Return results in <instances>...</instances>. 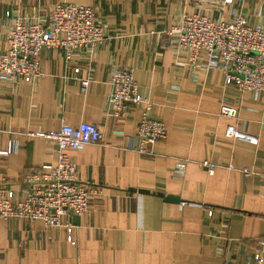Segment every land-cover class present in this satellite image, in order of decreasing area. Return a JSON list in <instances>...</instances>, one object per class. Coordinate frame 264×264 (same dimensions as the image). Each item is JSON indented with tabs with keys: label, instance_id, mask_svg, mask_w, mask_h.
Listing matches in <instances>:
<instances>
[{
	"label": "crops",
	"instance_id": "1",
	"mask_svg": "<svg viewBox=\"0 0 264 264\" xmlns=\"http://www.w3.org/2000/svg\"><path fill=\"white\" fill-rule=\"evenodd\" d=\"M59 1L93 6L106 38L69 61L60 49L43 50L38 82L0 81V149L8 151L0 154V185L25 199L26 174L57 163L56 144L31 133L86 121L102 128L104 144L66 152L78 179L102 192L91 195L79 223L63 216L74 225L76 244L65 228L41 220H0V264H257L264 238V93H240L222 69L203 67L204 54L193 67L175 42L187 14L242 15L264 27V0H0V55L16 17H46ZM122 67L134 69L152 103L150 117L167 127L151 154L133 149L145 103L117 112L109 101L112 76ZM222 105L236 107L237 117L223 115ZM229 125L256 138H229ZM180 160L186 170L176 177Z\"/></svg>",
	"mask_w": 264,
	"mask_h": 264
},
{
	"label": "built area",
	"instance_id": "2",
	"mask_svg": "<svg viewBox=\"0 0 264 264\" xmlns=\"http://www.w3.org/2000/svg\"><path fill=\"white\" fill-rule=\"evenodd\" d=\"M176 32L177 53H187L193 67L200 66L198 61L204 54L206 60L203 67L207 70L222 69L226 83L234 84L240 93L247 90L264 93L262 25L253 26L242 15L231 20H214L204 15L187 14ZM105 38L106 27L97 10L90 5L59 1L46 17L18 16L8 32L7 47L0 55V81L11 87L21 81L38 82L45 74L41 66L43 50L60 49L69 61L74 53L96 47ZM75 71L79 72L80 68H75ZM111 83L109 101L117 112L124 111L130 102L145 103L144 117L137 132L138 142L133 149L140 154H151L154 144L167 137L165 123L150 117L152 103L140 93L133 68L117 69ZM82 84L88 86L89 79H83ZM221 113L236 118L238 109L222 105ZM31 135L56 144L57 163L45 170L26 174L24 181L28 187L25 199L17 198V190L0 185V220L12 217L41 220L47 227L65 228L68 241L76 244L77 240L72 235L74 225L69 220H63V216L86 214L91 195L100 194L102 188L78 179L77 167L66 151L85 144H104L103 130L96 123L83 121L76 126L63 124L59 128ZM226 136L232 139L256 138L236 125L228 126ZM13 147L16 148V143ZM5 153L8 151L0 149V154ZM186 164V161L180 160L173 174L183 177ZM203 165L209 166L213 172L212 164L204 162ZM254 258L257 264H264V238Z\"/></svg>",
	"mask_w": 264,
	"mask_h": 264
},
{
	"label": "water",
	"instance_id": "3",
	"mask_svg": "<svg viewBox=\"0 0 264 264\" xmlns=\"http://www.w3.org/2000/svg\"><path fill=\"white\" fill-rule=\"evenodd\" d=\"M132 190H133V191H136L137 189L132 188ZM139 191H140V192H145V193H149V192H151V191H149V190H145V189H139ZM158 194L161 195V196H163V197H165L166 200H170V201H172V200H177V201H179V200H180L179 197H176V196H173V195H165L163 192H159ZM74 220H75L76 223H79L80 216H78V215H74Z\"/></svg>",
	"mask_w": 264,
	"mask_h": 264
}]
</instances>
